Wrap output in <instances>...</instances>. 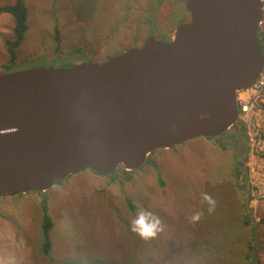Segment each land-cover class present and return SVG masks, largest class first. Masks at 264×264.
I'll list each match as a JSON object with an SVG mask.
<instances>
[{"label": "rangeland", "instance_id": "374dc122", "mask_svg": "<svg viewBox=\"0 0 264 264\" xmlns=\"http://www.w3.org/2000/svg\"><path fill=\"white\" fill-rule=\"evenodd\" d=\"M15 1L0 0V7ZM24 3L28 31L14 71L102 63L151 34L163 41L189 19L186 0ZM13 27L11 15L0 12V77L13 72L3 68ZM231 139L226 131L156 151L139 170L127 171L130 179L84 170L46 193L0 199V264H264V222L251 219L246 154L238 163L227 145ZM204 194L215 201L212 211ZM44 201L53 223L49 252L43 248ZM140 212L159 219L156 237L145 240L131 230Z\"/></svg>", "mask_w": 264, "mask_h": 264}, {"label": "water", "instance_id": "95a60500", "mask_svg": "<svg viewBox=\"0 0 264 264\" xmlns=\"http://www.w3.org/2000/svg\"><path fill=\"white\" fill-rule=\"evenodd\" d=\"M262 1L186 0L189 19L167 42L1 76L0 199L84 170L134 171L155 151L237 131L236 95L263 67Z\"/></svg>", "mask_w": 264, "mask_h": 264}, {"label": "built area", "instance_id": "2783aa9c", "mask_svg": "<svg viewBox=\"0 0 264 264\" xmlns=\"http://www.w3.org/2000/svg\"><path fill=\"white\" fill-rule=\"evenodd\" d=\"M258 36L263 52V67L255 83L236 95L239 126L244 129L243 138L246 145L245 177L247 186V208L251 219L260 223L264 214V0L261 7V21Z\"/></svg>", "mask_w": 264, "mask_h": 264}, {"label": "trees", "instance_id": "16d2710c", "mask_svg": "<svg viewBox=\"0 0 264 264\" xmlns=\"http://www.w3.org/2000/svg\"><path fill=\"white\" fill-rule=\"evenodd\" d=\"M0 12L11 15V17L13 18V22H14V27H13L14 41L7 44V51H8L10 59H9V62L7 64H5V66L3 67L7 71H14V67H15L16 59H17L16 50L23 43L25 34L28 31L27 9L25 7L24 0H16L15 3L12 5L0 7ZM55 38L57 41H60L59 30L57 27H55ZM127 50H129V49H127ZM127 50H124V51H127ZM124 51H122V52H124ZM117 54H119V53H116L114 55H117ZM114 55H111V56H114ZM92 61H93L92 59H88V61H86V62H92ZM139 169H137V170H139ZM119 173L122 174V176L126 177V178H129L132 174V173L125 171V169L123 167H120L114 173V175L110 176V177L115 178V176ZM63 182H61L59 185H61ZM127 201L130 204V208H133L131 200L129 198H127ZM42 208H43V212H44V215H43V232H44V236H45V245L43 248H44L45 252H49L51 249V243L48 240V234H49V232L53 226V223L47 214L48 209H47L46 201L43 202ZM262 222H264V219H262L260 221V223H262ZM247 223H249V221ZM258 224H256V225H258ZM250 249H252V246H250ZM91 264H95V263H91Z\"/></svg>", "mask_w": 264, "mask_h": 264}, {"label": "clouds", "instance_id": "9594fccd", "mask_svg": "<svg viewBox=\"0 0 264 264\" xmlns=\"http://www.w3.org/2000/svg\"><path fill=\"white\" fill-rule=\"evenodd\" d=\"M202 198L209 205V211H212L215 207V201L212 199V197L204 194ZM198 218V216L193 217V220H196ZM131 230L140 238L148 240L156 237V235L159 231L162 230V228L159 219H156L154 217L149 218V215L140 212L132 222Z\"/></svg>", "mask_w": 264, "mask_h": 264}, {"label": "flooded vegetation", "instance_id": "af4514ba", "mask_svg": "<svg viewBox=\"0 0 264 264\" xmlns=\"http://www.w3.org/2000/svg\"><path fill=\"white\" fill-rule=\"evenodd\" d=\"M174 31L175 30H173L172 33H170L168 36L163 38L162 39L163 42L169 41L172 38V36L174 35ZM149 36H154L158 40H161V39H159L158 37H156L153 34H151ZM140 46H137V47H140ZM227 132H229L230 136H232V139H231L230 143H227V145L229 146L231 152L234 154V157L237 159L238 163L243 165V158H244V155L246 154V145L243 142V135H242V133H240V130L238 128H237V131L228 130ZM204 139H207L208 141H210V140H214L215 138H204ZM240 140H242V144L241 145H240Z\"/></svg>", "mask_w": 264, "mask_h": 264}, {"label": "bare ground", "instance_id": "6f19581e", "mask_svg": "<svg viewBox=\"0 0 264 264\" xmlns=\"http://www.w3.org/2000/svg\"><path fill=\"white\" fill-rule=\"evenodd\" d=\"M192 141V140H191ZM187 143V142H186ZM182 144H184V143H182ZM181 145V144H180ZM179 146V145H178ZM177 147V146H176ZM175 148V147H174ZM173 149V148H172ZM163 150V149H162ZM171 150V149H170ZM158 151H161V150H158ZM165 151H168V150H165ZM156 152V151H155ZM154 153V152H153Z\"/></svg>", "mask_w": 264, "mask_h": 264}]
</instances>
